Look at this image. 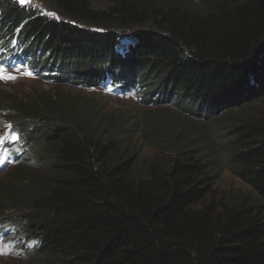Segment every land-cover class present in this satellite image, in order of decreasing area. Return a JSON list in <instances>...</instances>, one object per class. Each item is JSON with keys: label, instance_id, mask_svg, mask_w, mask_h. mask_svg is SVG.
<instances>
[{"label": "trees", "instance_id": "1", "mask_svg": "<svg viewBox=\"0 0 264 264\" xmlns=\"http://www.w3.org/2000/svg\"><path fill=\"white\" fill-rule=\"evenodd\" d=\"M49 1L54 16L0 0L3 59L61 86L142 90L145 104L174 98L213 119L224 109L250 194L216 198L200 131L179 128L173 157L139 163L127 127L84 98L1 99L20 138L0 171V231L33 243L26 264H264V117L245 108L264 97V0ZM154 126L143 146L165 148L174 134Z\"/></svg>", "mask_w": 264, "mask_h": 264}, {"label": "rangeland", "instance_id": "2", "mask_svg": "<svg viewBox=\"0 0 264 264\" xmlns=\"http://www.w3.org/2000/svg\"><path fill=\"white\" fill-rule=\"evenodd\" d=\"M91 6L95 9H104L108 5L106 2L90 0ZM27 5L34 6L39 14L44 16H54L49 0H30ZM0 63H3L10 70L8 74L15 76V79H0V100L1 99H18L29 91L51 92L57 97L68 100L86 99L87 103L94 104L97 114L102 115V123L111 120L112 125L124 124L130 133L131 144L138 148V161L155 160L156 157L169 158L174 156L172 152L175 147L183 143V136H177L179 128L182 132L190 131L195 134L199 131L203 139L212 149L214 160L219 166V174L215 178L213 192L217 199L223 203L238 201L242 196L250 194L247 186L233 174L229 154L233 151L232 138L230 137L229 126L233 123L232 117L225 116L221 110L220 114L213 119L214 113H208L207 110H201L199 106L193 107L190 103L186 107H176L174 98H168L156 104H145L142 101L144 92L126 90L115 91L107 87L92 86L83 88L80 85H57L51 80H44L33 75H25L29 71L20 62H8L0 55ZM10 64V65H9ZM19 68L20 71H15ZM80 82V81H78ZM83 83V81H81ZM151 99L160 100V97L154 96ZM144 98H150L144 94ZM183 106V104H182ZM246 111L253 117H264V97L260 100L248 104ZM189 113H188V112ZM232 114L238 113L237 109L232 110ZM1 116V115H0ZM5 121L0 117V135H5V143L0 145V171L9 167L11 161L8 160L11 151L16 149L15 142H11V132L4 125ZM154 124H167L174 135L171 143H164L165 148L154 149L143 146L145 136L148 133H156L157 126ZM186 130V131H185ZM177 136V137H176ZM171 138V139H172ZM31 242L24 243L23 239L18 238L11 228L0 231V264H26L28 257L27 251L31 248Z\"/></svg>", "mask_w": 264, "mask_h": 264}, {"label": "snow or ice", "instance_id": "3", "mask_svg": "<svg viewBox=\"0 0 264 264\" xmlns=\"http://www.w3.org/2000/svg\"><path fill=\"white\" fill-rule=\"evenodd\" d=\"M19 4L21 5H27L30 3V0H18ZM15 71H20L19 68H15ZM9 69L6 65H4L3 63H0V79H4V80H11V79H15L16 77L13 75L8 74L9 73ZM25 75L31 76L33 75V73L31 71H25L24 72ZM8 129H11V125H6L5 126ZM5 135H7V133H5L4 135H0V145H3L5 143ZM19 134L17 132H15L14 130L11 131V142H16L19 140ZM2 162V161H0Z\"/></svg>", "mask_w": 264, "mask_h": 264}]
</instances>
